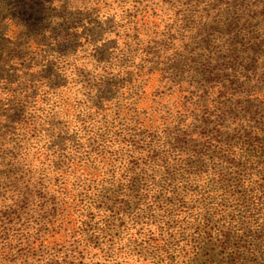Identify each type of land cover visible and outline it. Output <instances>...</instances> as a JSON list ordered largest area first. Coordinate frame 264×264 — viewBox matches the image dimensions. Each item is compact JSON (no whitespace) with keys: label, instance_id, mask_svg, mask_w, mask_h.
I'll list each match as a JSON object with an SVG mask.
<instances>
[{"label":"rangeland","instance_id":"rangeland-1","mask_svg":"<svg viewBox=\"0 0 264 264\" xmlns=\"http://www.w3.org/2000/svg\"><path fill=\"white\" fill-rule=\"evenodd\" d=\"M263 38L264 0H0V190L12 182L18 160L46 182L57 174L56 165L70 170L71 162L85 161L100 169L96 154L102 146L109 152L119 148V160L106 166L105 178L117 180L124 171L121 162L131 161L127 180L133 185L129 193L135 201L131 197L124 204L125 221L116 222L124 236L126 230L138 226L128 228L130 218L143 208L150 210L151 197L157 204L167 201L165 191L170 184L183 180L191 187L188 193L197 188L198 183L187 180L183 166L169 168L167 158L184 154L193 171V166L202 164L195 159L202 158L201 168L212 173L211 189L235 186L239 200L234 201L231 192L227 199L238 205L228 213L225 227L243 231V240L235 237V248L249 247L258 233L254 208L258 198L254 186L247 181L243 186L240 179L264 180V142L258 140L257 146L262 147L258 157L252 139L243 140V131H227L218 137L232 150L225 153L180 141L173 124L164 126L167 134L164 127L157 132V138L167 137L164 144L159 142L160 153L146 155L145 148L150 146L130 126L131 140L125 147L112 146L107 140L109 133L124 131V124L128 125L124 114L130 107L138 104L143 109L150 101L169 99L172 92L181 90L183 101L193 110L195 103L212 97L210 87L217 84L228 89L223 96L215 94L231 109L227 125L239 118L264 128L263 98L248 103L259 90L264 97ZM137 98L139 103H135ZM117 112L122 116L117 117ZM208 132L214 135L213 124ZM194 151L199 155L192 156ZM79 174L71 178L76 184L82 182ZM127 184L105 181L96 187L104 200L121 196L126 189L120 185ZM181 197L183 193L176 196V202ZM95 223L85 227L93 245L105 240L106 233L116 232L107 225L100 238L94 232L102 227ZM4 234L0 227V250L6 243ZM67 241L65 247L71 248V240ZM62 245H57L60 254L66 251H60ZM104 246L101 255L91 250L71 264H109ZM129 250L135 256L151 253L137 238ZM15 252L9 253L8 263ZM208 256L211 251L204 247L191 264ZM46 260L35 264H46ZM55 261L64 264L61 259Z\"/></svg>","mask_w":264,"mask_h":264},{"label":"trees","instance_id":"trees-1","mask_svg":"<svg viewBox=\"0 0 264 264\" xmlns=\"http://www.w3.org/2000/svg\"><path fill=\"white\" fill-rule=\"evenodd\" d=\"M255 46L257 44L252 49L255 50ZM153 72L151 70L149 73ZM210 89L212 97L205 98L201 103H195L193 110L183 101L181 90L172 92L169 99L152 100L143 109H140L138 104L136 107H130L124 114L127 118L126 123L128 122V125L124 124L126 127L122 129L124 131L117 134L109 133L110 139L107 141L112 146L119 143L120 147H125L126 141L131 140V136L127 134L130 126L133 131L137 130L142 136L140 141L143 143L146 140L150 146L145 148L146 155L152 151L160 153L159 142L164 144L167 137L163 136L162 142V138H157V132L160 127L173 124L177 128L172 130L176 132L180 141L201 143L227 153L232 150L226 149L227 144L218 137L226 134L227 131H243V140L247 143L252 139L255 153L259 157L262 147L257 146V143L258 140L264 142V128L239 118L227 125L226 121L229 119L231 109L225 101H221L223 97L219 96H223L228 89L221 84L211 86ZM262 95V90L255 92L248 103L258 102L259 97L264 100ZM136 102L139 103L140 99L137 98ZM116 115L122 116L121 112H117ZM212 124L214 135L211 136L208 127ZM164 128L163 133L167 134L168 128ZM178 130L180 131L177 132ZM149 138L150 141H147ZM103 142L106 141L103 140ZM101 149L102 151L96 154L99 166L102 165L100 169L85 161L71 162L70 170H64L59 164L55 166L57 174L46 176V182L41 176H35L32 173L33 170L24 168L18 160L17 172L12 174V176L15 175L12 182L6 185L7 189L4 191L0 190V214H2L0 227L5 232L3 238L6 242L0 250V264H35L46 259V264H54L55 260L60 259L64 264H71L77 259H83L91 250H96V254L101 255L105 250L104 245L108 247L106 259L109 264H191L198 251L204 247L209 248L211 256L200 261L199 264H264V180L258 183V181L249 180L248 182V180L240 179L243 186L246 181L247 185L254 186L255 200L258 198V203L254 205L255 210L258 211V233L254 238L252 237L251 245L249 247L245 245L240 251L237 247L235 248L238 242L235 237L239 236V240H243V231L225 227L228 213L233 212L238 205V202L234 205L228 202L230 192V197L234 201L239 200L235 186L231 188L222 186L220 190L211 189L213 186L211 170L201 168L205 159H195V163L202 162V164L193 166L196 167L193 171L190 168L191 163L187 161L184 154L167 158L168 167L176 170L177 166H183L187 180L198 183L197 188L188 193L186 191L191 187L185 186L183 180H180L178 184H170L165 191L167 201L161 203L158 201L159 204H157L151 197L149 211L154 207L153 212L148 214L149 211L146 208H140V212L131 217V222L127 224L128 228L135 223L138 226L129 228V232L127 233L126 230L125 235L122 236L120 224L116 222L125 221L124 204L130 203L131 197L133 202L135 201L134 196L129 193L133 185L129 179L127 180L132 165L131 161L121 162L124 167L123 173L118 179L116 178L117 180H108L105 178L106 166H112L119 160L117 154L120 150L116 148L113 152H109L105 144ZM191 155L198 156L199 153L194 151ZM80 171L79 175L83 177L82 182L76 184L71 178L78 175ZM219 180L222 182L223 179L219 178ZM20 181H26L25 185L19 186ZM105 181L112 185L128 182L127 185H120L126 189V192L120 194L122 197L116 195L114 198L106 197L103 200L102 193L96 186ZM49 185L52 186L48 188ZM178 193H183V197L178 198L176 202ZM146 197L147 195L141 196V198ZM208 198L212 199V202L206 203ZM109 205H115L117 209ZM141 211L146 216H143ZM94 222L99 226L98 228L102 227L98 230L99 232H94L100 238H103L102 233L107 231V225L116 232L106 233L105 240L93 245L85 227L92 226ZM125 228H123L124 231ZM109 235L111 237L106 240ZM93 237L95 236L91 238ZM67 238L72 242L70 243L72 245H69L72 246L71 248L65 247L69 242ZM133 238H137L145 250L151 253L135 256L129 250ZM208 241L212 243L209 246L206 244ZM59 243L63 244L60 251L66 249L61 254L57 249ZM11 251H16L15 257L11 259L12 263H8V255ZM257 256L258 263L255 262Z\"/></svg>","mask_w":264,"mask_h":264}]
</instances>
